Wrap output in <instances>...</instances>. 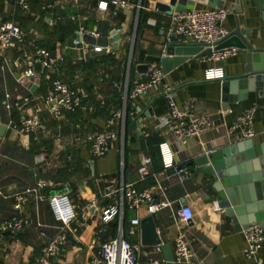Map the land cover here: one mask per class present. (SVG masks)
Segmentation results:
<instances>
[{"label": "crops", "instance_id": "crops-1", "mask_svg": "<svg viewBox=\"0 0 264 264\" xmlns=\"http://www.w3.org/2000/svg\"><path fill=\"white\" fill-rule=\"evenodd\" d=\"M48 1L31 0L30 10L24 12L13 3L0 0V16L20 25L40 47L65 57V62L53 72L43 70L36 58V75L25 79L27 66L20 48L0 46V124L6 127L4 136H0L3 193L0 195V227L14 216L23 220V228L17 234L0 235V264H45L39 261L46 248V239L41 233L52 237L60 231L48 203V197L55 193H67L73 198L78 221L84 215L86 225L79 231L78 240L68 236L59 254L48 264H97L102 245L119 236V226L114 229V223L105 224L101 220V212L119 199V196L106 197V188H116L122 182L138 191L153 190L156 196L175 201L173 209L152 216L174 260L176 238L182 229L176 211L181 205H188L193 211V220L186 230L195 252L190 264H264V248L253 259L245 256V226L226 216L216 206L214 196L208 199L212 194L208 191V177L198 167L189 165L208 149L246 140L242 130L232 132V127L248 109L255 111L256 135L252 139L255 144L264 142L263 99L250 93L244 100L226 102L223 81L205 79L206 70L212 67H223L225 78L243 74V52L238 49V53L225 62L191 56L165 75L158 88L129 100L128 107V103H124L125 94L132 89L135 80L146 78L151 65H161L168 44L190 42L171 33L172 14L178 10L175 8L170 14L163 9L170 6L171 0H134L141 4L140 10L111 6L106 11L99 9L103 0H57L52 9H45ZM235 2L224 0L223 9L229 14L223 26L230 33L237 28L250 30L246 39L258 47L257 39L264 37V22L257 0H241V11L232 12L233 6L238 7ZM210 8L202 4L195 7L197 10ZM112 30H117L121 36L117 47L111 44L104 50L84 42L77 44L81 31L89 35L95 32L99 37L108 36ZM52 78L61 79L78 90L84 108L57 116L45 103ZM165 86L171 88L181 110L189 108L194 117H209L212 122L208 131L190 140L181 150L170 128L162 125V119L169 113ZM26 97L32 98V102L22 108L15 106ZM102 100L105 106L101 105ZM6 104H11L12 108L7 109ZM35 110L44 123V131L20 133L15 127ZM118 111H124V118L115 120L112 129L120 133V138L105 157L94 158L88 136L107 130V122ZM163 142L171 145L177 166L190 171L191 176L185 182L178 180L174 169L163 172L159 152ZM69 156L72 160L68 162ZM146 157L152 159L151 174L142 179L138 168ZM40 183L45 186L36 193L26 194L22 211L16 213L13 196L37 188ZM125 211L123 235L140 246L139 264H167L161 246L142 244L141 221L149 217L146 208L137 210L141 221L134 234L131 233L132 211L127 206Z\"/></svg>", "mask_w": 264, "mask_h": 264}, {"label": "built area", "instance_id": "built-area-1", "mask_svg": "<svg viewBox=\"0 0 264 264\" xmlns=\"http://www.w3.org/2000/svg\"><path fill=\"white\" fill-rule=\"evenodd\" d=\"M13 3L16 7L24 12H28L31 8V0H5ZM57 0H49L45 9H52ZM111 6L116 8L133 10L142 8L141 4L134 0H103L99 3L100 10H108ZM228 11L224 9H204L181 11L172 14L171 33L179 36L191 43H203L204 49L212 50L210 55L205 56L208 61L225 62V60L238 53L237 48H227L215 50L216 44L227 39L230 32L223 26L228 18ZM81 31L80 39L77 44L84 42ZM98 37L94 32L90 34ZM0 46L8 48L18 46L23 52L27 69L24 72L25 79H31L36 75L35 59L39 58L41 68L45 71L53 72L59 65L65 62L62 55H53L48 49L37 45L36 41L30 39L29 33L20 25L13 21H6L0 16ZM100 47V46H98ZM104 50L108 48L100 47ZM3 69V68H2ZM165 74L160 64L151 65L145 79H138L133 82L132 89L124 96L125 105L129 100L142 97L150 89L158 88L164 81ZM226 77L223 67H212L206 70L205 79L223 80ZM1 78V72H0ZM164 96L169 106V113L162 119V125L170 128L175 136V142L178 148L183 149L192 139H198L206 131L212 127L209 117H194L189 108L181 110L177 105L171 88L165 86ZM32 102V98L26 97L19 101L15 106L22 108L23 105ZM45 103L51 107V110L57 116L72 114L79 109L84 108L83 98L80 92L72 88L69 84L58 78H52L49 84ZM102 106L105 102L102 100ZM6 108H12L11 104H6ZM90 110H95L90 108ZM35 110L34 114L21 119L20 124L15 128L23 134H36L43 132L44 123ZM254 109L246 110L242 116L235 122L232 132L242 130L245 139H252L256 132L253 129ZM124 118V111L114 112V117L107 122V130L102 133L88 136L87 140L91 144V154L94 158L105 157L114 142L120 138V133L113 130L115 120ZM264 133V131H263ZM159 152L162 159L163 172L174 169L175 174L180 182H185L190 176V171L185 167H179L174 160V152L168 142L159 145ZM123 153V152H122ZM68 162L72 160V156L67 158ZM152 159L146 157L143 159L138 168V173L142 179L151 174L150 168ZM121 168L124 169V161H121ZM169 178V177H167ZM158 180H160L158 178ZM157 184H160L158 181ZM45 185L40 183L37 188L27 189L25 192L17 193L14 197V210L16 213L22 211L26 202V194L36 193L38 189ZM162 189L160 186L158 187ZM0 195H3L0 188ZM106 197L119 196L118 201L114 205H109L101 212V220L107 224L118 220L119 236L105 242L101 248V257L97 264H139L141 248L139 245L133 244L126 240L123 235V223L125 218L126 206L129 210H138L145 207L149 216L157 215L167 209H173L175 201L164 197L156 196L153 190L138 191L132 186H126L124 182L121 186L106 188ZM48 203L55 220L60 224L58 234L50 237L45 232L41 235L46 239V248L39 261L48 264V261L56 257L61 248L66 244L68 236H72L78 240L79 231L86 225V216L83 215L82 220L78 221V213L75 209L73 201L69 194L55 193L48 197ZM178 223L182 227L175 243V262L190 264L195 259V252L192 247L191 238L186 228L193 220V211L188 205H181L176 211ZM141 219L139 217L131 219L132 234L134 230L140 227ZM23 228V220L18 216H14L10 221L4 223L0 227V235L17 234ZM247 248L245 256L248 259L255 258L264 248V227L259 224H253L244 229Z\"/></svg>", "mask_w": 264, "mask_h": 264}, {"label": "water", "instance_id": "water-1", "mask_svg": "<svg viewBox=\"0 0 264 264\" xmlns=\"http://www.w3.org/2000/svg\"><path fill=\"white\" fill-rule=\"evenodd\" d=\"M240 1L236 0L235 5L238 7L233 6L232 12L241 11ZM196 4L208 5L215 9L224 8V0H171L170 6L163 9L166 13L172 14L175 8L178 12L194 10ZM257 8L261 10V19L264 22V0H257ZM245 35L249 36L250 30L237 28L215 47V50L237 48L243 52L245 59L243 74L222 80L223 99L226 102L244 100L250 93L256 94L264 101V37L257 39L259 46L256 47ZM82 39L88 45L108 48L111 44L117 47L121 36L117 30H112L108 36L94 37L83 34ZM205 46L203 43L170 42L161 62L164 74L167 75L191 56L210 55L212 50L204 49ZM5 131L6 127L0 124L1 137ZM189 165L198 167L208 177L210 182L208 191L212 193L208 199L214 196L216 206L223 210L226 216L232 218L235 223L245 226V229L253 224L263 226L264 142L255 144L253 139H246L220 149H208ZM137 217V211L133 210L131 219ZM141 229L142 244L161 246L167 264H175L170 246L163 244L152 216L141 221Z\"/></svg>", "mask_w": 264, "mask_h": 264}, {"label": "trees", "instance_id": "trees-1", "mask_svg": "<svg viewBox=\"0 0 264 264\" xmlns=\"http://www.w3.org/2000/svg\"><path fill=\"white\" fill-rule=\"evenodd\" d=\"M140 20H141V16H140ZM129 103H130V101H128V107H129ZM122 106V99H120V101H119V107H121ZM127 107V108H128ZM109 113V115L111 114V111H109L108 112ZM107 113V114H108ZM112 223H114V229L115 228H118V226H119V222H118V220L116 219V220H114ZM125 224H126V219L124 218V227H125Z\"/></svg>", "mask_w": 264, "mask_h": 264}, {"label": "rangeland", "instance_id": "rangeland-1", "mask_svg": "<svg viewBox=\"0 0 264 264\" xmlns=\"http://www.w3.org/2000/svg\"><path fill=\"white\" fill-rule=\"evenodd\" d=\"M71 199L73 200V198L71 197ZM73 204H74V202H73ZM76 205V204H75ZM77 207V206H76Z\"/></svg>", "mask_w": 264, "mask_h": 264}]
</instances>
